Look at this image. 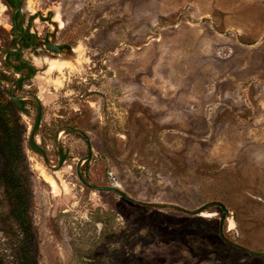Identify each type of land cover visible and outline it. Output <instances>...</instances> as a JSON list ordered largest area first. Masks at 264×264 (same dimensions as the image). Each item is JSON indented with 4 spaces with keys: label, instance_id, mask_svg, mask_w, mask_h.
Segmentation results:
<instances>
[{
    "label": "rangeland",
    "instance_id": "obj_1",
    "mask_svg": "<svg viewBox=\"0 0 264 264\" xmlns=\"http://www.w3.org/2000/svg\"><path fill=\"white\" fill-rule=\"evenodd\" d=\"M23 10L36 36L23 57L37 72L14 94L38 96L36 141L62 164L51 170L28 146L36 107L26 98L17 116L34 248H16L1 197L0 264H264L222 241L218 206L188 215L93 191L75 171L84 139L60 131L54 145L58 128L83 130L89 183L188 210L220 201L225 237L264 252V0H24ZM44 38L68 47L47 52ZM2 46L0 105L17 77ZM58 59L69 62L51 70Z\"/></svg>",
    "mask_w": 264,
    "mask_h": 264
},
{
    "label": "trees",
    "instance_id": "obj_2",
    "mask_svg": "<svg viewBox=\"0 0 264 264\" xmlns=\"http://www.w3.org/2000/svg\"><path fill=\"white\" fill-rule=\"evenodd\" d=\"M23 103L20 109L13 102L0 105V198L4 199L7 214L15 226L16 248H34V178L24 150L26 126L17 116L23 110ZM5 116L12 120L3 119Z\"/></svg>",
    "mask_w": 264,
    "mask_h": 264
},
{
    "label": "water",
    "instance_id": "obj_3",
    "mask_svg": "<svg viewBox=\"0 0 264 264\" xmlns=\"http://www.w3.org/2000/svg\"><path fill=\"white\" fill-rule=\"evenodd\" d=\"M12 26H14V22H12ZM24 32L20 31V37L23 36ZM45 51H49L53 54H58L60 52H62L63 50L67 49V45L65 44H57V43H52L50 42L48 39L45 40V44L43 46ZM18 49V48H17ZM13 72L15 74H17L18 76L16 77V79L10 84L9 88H8V97L9 99L16 105L17 108H21L22 107V101L25 100L26 98L31 99L36 107V113H35V118H34V122L31 125L29 132H28V136H27V143L28 146L34 151L39 153L42 158L43 161L45 163V165L50 168L51 170H58L61 167L62 164V157H61V153L58 149H56V154L58 156V161L56 163V165H50L49 164V160L47 158V155L44 151V149L38 145L37 141H36V131L37 128L39 126V122H40V117H41V103L40 100L38 98V96H36L35 94L32 93H26V94H21V95H16L14 94V88L15 86L19 83V81L21 80V75L17 72L14 71ZM60 131L63 132H72V133H76L79 134L84 141L86 142L87 145V154L84 157H81L77 163H76V167H75V171H76V176L78 178V180L87 188L93 190V191H107V192H113L118 194L119 196H121L122 198L126 199L127 201H130L134 204L137 205H141V206H147V207H154V208H172L175 210H178L184 214H188V215H198L201 212H203L204 210H206L208 207H212V206H218L221 210V214H220V218H219V228H218V234L219 237L222 239V241H224L226 244H228L231 247H234L235 249L241 250L243 252H246L248 254L254 255V256H264V252H260V251H255V250H251L249 248H246L245 246L231 241L228 238L225 237L224 232H223V225L224 222L227 220V217L229 216V211L226 208V206L217 200H212L209 202H206L204 204H202L201 206H199L198 208H195L193 210H188L184 207H181L179 205H175V204H165V203H155V202H143V201H139V200H135L131 197H129L127 194H125L122 190H120L118 187L116 186H97V185H93L91 183H89L87 180H85V178L82 175L81 172V166L83 161H88L91 157V146L89 143V138L87 136V134L76 127L73 126H63L58 128V130L55 133V137H54V145L56 148V144L59 138V133Z\"/></svg>",
    "mask_w": 264,
    "mask_h": 264
},
{
    "label": "flooded vegetation",
    "instance_id": "obj_4",
    "mask_svg": "<svg viewBox=\"0 0 264 264\" xmlns=\"http://www.w3.org/2000/svg\"><path fill=\"white\" fill-rule=\"evenodd\" d=\"M23 6L24 0H0V30L6 34V38L0 41V43H4L1 62L14 75L17 74L13 70L22 76L14 89L20 86L24 80L33 77L37 72L34 65L23 57V52L36 44V36L28 28V23L24 19ZM12 22H14V26H12ZM20 31L24 32L21 37ZM46 39L48 38L43 39L44 44Z\"/></svg>",
    "mask_w": 264,
    "mask_h": 264
},
{
    "label": "bare ground",
    "instance_id": "obj_5",
    "mask_svg": "<svg viewBox=\"0 0 264 264\" xmlns=\"http://www.w3.org/2000/svg\"><path fill=\"white\" fill-rule=\"evenodd\" d=\"M69 62V60H63V59H58L57 61L55 60V62H53L54 64H52L51 65V70L52 69H56L57 67H59L60 65H62V64H64V63H68ZM60 134V133H59ZM42 171V170H41ZM44 173H45V171H44ZM46 176H49V175H47L46 174ZM45 178V177H44ZM53 179V178H52ZM50 180V184L51 185H53L54 186V183H53V181L51 180V179H49ZM54 189V188H53ZM228 218V217H227Z\"/></svg>",
    "mask_w": 264,
    "mask_h": 264
}]
</instances>
